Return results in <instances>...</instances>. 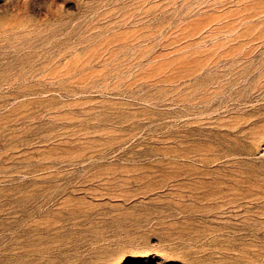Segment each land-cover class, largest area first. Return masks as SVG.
Listing matches in <instances>:
<instances>
[{"label":"rangeland","instance_id":"374dc122","mask_svg":"<svg viewBox=\"0 0 264 264\" xmlns=\"http://www.w3.org/2000/svg\"><path fill=\"white\" fill-rule=\"evenodd\" d=\"M0 264H264V0H0Z\"/></svg>","mask_w":264,"mask_h":264}]
</instances>
